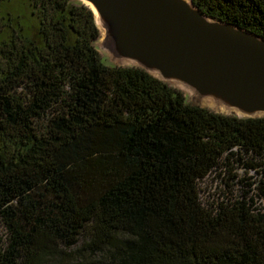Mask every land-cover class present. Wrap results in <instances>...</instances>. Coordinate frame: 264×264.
<instances>
[{
    "label": "trees",
    "instance_id": "16d2710c",
    "mask_svg": "<svg viewBox=\"0 0 264 264\" xmlns=\"http://www.w3.org/2000/svg\"><path fill=\"white\" fill-rule=\"evenodd\" d=\"M192 2L264 38V0ZM30 4L36 35L0 45V264H264L252 199L204 206L197 186L264 166V117L189 106L108 66L86 6Z\"/></svg>",
    "mask_w": 264,
    "mask_h": 264
},
{
    "label": "water",
    "instance_id": "95a60500",
    "mask_svg": "<svg viewBox=\"0 0 264 264\" xmlns=\"http://www.w3.org/2000/svg\"><path fill=\"white\" fill-rule=\"evenodd\" d=\"M76 3L91 11L111 67L143 70L216 114L264 117L263 37L207 16L192 0Z\"/></svg>",
    "mask_w": 264,
    "mask_h": 264
},
{
    "label": "rangeland",
    "instance_id": "374dc122",
    "mask_svg": "<svg viewBox=\"0 0 264 264\" xmlns=\"http://www.w3.org/2000/svg\"><path fill=\"white\" fill-rule=\"evenodd\" d=\"M79 2V0H72ZM38 28L37 14L33 12L30 0H3L0 2V45L8 42L15 36L24 35L33 38ZM102 34L99 33L98 40L94 43L102 60L108 66H115L108 54L101 48ZM172 87V86H171ZM174 88V87H172ZM181 92L179 89L174 88ZM186 103L193 107L208 109L200 101L194 100L188 94L181 92ZM214 113V112H213ZM255 159L244 158L240 163L234 162L226 173L218 176V171L212 172L208 177L198 182V195L204 206L216 205L219 202H231L241 200L244 197L251 198L253 205L264 213V196L257 190L259 182L264 180V166L255 170L246 169L242 163H257ZM225 172V171H223ZM234 176V177H233ZM228 184V186H226ZM210 207V206H209ZM2 230L0 228V236Z\"/></svg>",
    "mask_w": 264,
    "mask_h": 264
}]
</instances>
